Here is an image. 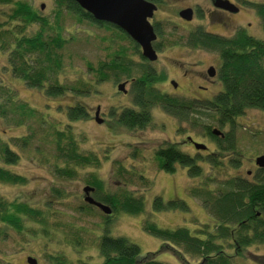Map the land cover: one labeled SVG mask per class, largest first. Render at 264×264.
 <instances>
[{
	"label": "rangeland",
	"instance_id": "374dc122",
	"mask_svg": "<svg viewBox=\"0 0 264 264\" xmlns=\"http://www.w3.org/2000/svg\"><path fill=\"white\" fill-rule=\"evenodd\" d=\"M19 1L27 2L50 26L42 31L41 24L34 22L18 33L23 22L16 20L8 27L18 37L21 34L34 35L38 31L45 38L56 35L62 37L65 41L63 46L60 49L55 48L62 61L58 73L59 82L67 86L74 81L86 82L90 91L46 96L41 88L30 87L21 79L12 76L7 63V51L0 52V86H3L2 89H11L18 101L26 102L40 111L43 117H47L49 124H54L56 128L64 129L70 123L78 150L82 153H94L97 163L76 166L75 174L71 177L60 176L55 171V163L59 167L64 166V163L54 158L51 132L47 123L39 124L38 120L30 118L25 121L26 126H17L11 119L0 118V140L8 142L9 145L15 137L28 133L36 135L29 146L22 148L11 145L13 150L20 152L15 163L5 164L0 158V168L14 176L22 175L25 180L15 183L0 177V197L10 202H25L41 211L39 218L35 215L22 216V224L18 229L0 222V264H28L27 256L36 259L37 264H53L50 256L57 254L63 255L70 264L99 262L97 242L105 229L111 236H124L137 244L142 256L151 253L158 261L169 264H194V259L189 255L185 254V259L180 254L185 259L182 261L173 248L169 245L162 246L163 241L146 231L143 223L150 220L156 227L166 229L183 226L192 233L197 227L208 224L212 231L215 220L198 199L188 195L187 188L210 178L208 187L215 190L216 184L226 178L235 175L246 178L254 176L258 170L254 159L264 154V110L248 108L235 118V148L221 154L216 152L218 140L213 138L216 135L210 130L219 128L227 133L229 126L220 127L210 118L201 117V123L192 120L189 123L178 122L160 105L155 104L150 112L152 121L145 128L128 129L117 126L115 132H112L106 124L99 125L92 117L69 122L65 110L68 105L76 102L91 114L97 105L102 112L112 110L111 105H115L117 111L122 109L118 107L119 104L133 107V84L125 86L128 92L123 95L116 92L115 81L143 76L147 67L158 77L152 84L158 91L174 97L183 95L198 101L211 99L223 88L218 76L209 91L204 92L194 87L195 81L208 86L200 79L203 73H186L184 77L178 72V67L182 65L199 71L203 65H220V57L216 52L188 46L185 37L197 27L229 36L240 24L249 35L264 40L258 15L253 9L243 6L241 0H229L239 6L237 14L213 12L208 0H159L156 11L149 19L159 29L154 42L158 47L157 60L148 62L141 57L135 42L123 31L73 15L58 4V0ZM187 6H197L199 9L191 22H185L178 15L179 10ZM11 9V5L0 4V22L8 20ZM114 58L128 63V69L104 68ZM100 73H104V80H98ZM165 79L176 80L177 89L164 82ZM0 100H3L1 96ZM206 124L210 126L208 131ZM185 135L206 144L211 151L206 154L191 147V156L199 158L196 163L202 167V176L199 178H189L186 167L180 164L175 165L172 173L157 169L155 150L164 141L181 144ZM178 146L184 153H190V148L186 145ZM212 153L222 159L221 165L206 161L207 155ZM237 158V167L228 164L227 161ZM117 167L125 169L118 172ZM92 175L98 179L95 181L100 183L99 189L95 184L88 183L93 178ZM89 184L95 187L96 190L91 196L97 200H102V195L107 193L115 196L128 194L141 199L143 212L132 215L116 204L110 216L104 214L97 207H91L83 201V187ZM156 196H160L164 203L170 200L184 201L187 209L155 210L153 200ZM224 249L231 251L226 246ZM260 257H264V246L253 245L242 256L236 257L235 262L264 264V258L258 260Z\"/></svg>",
	"mask_w": 264,
	"mask_h": 264
},
{
	"label": "trees",
	"instance_id": "16d2710c",
	"mask_svg": "<svg viewBox=\"0 0 264 264\" xmlns=\"http://www.w3.org/2000/svg\"><path fill=\"white\" fill-rule=\"evenodd\" d=\"M150 1L159 2V0ZM58 2L73 15L96 22L74 1L58 0ZM0 4L12 6L8 20L0 22V52L7 51V63L12 76L21 79L30 87L41 88L46 96L55 97L68 92L79 94L90 91L86 82L74 81L68 86L59 82L58 73L62 61L55 48L60 49L63 46L65 41L62 37L56 35L45 38L39 31L34 35L21 34L18 37L8 27L11 22L21 20L23 23L18 32L21 33L27 25L39 22L43 31L50 26L44 17L33 10L27 2L0 0ZM241 4L256 12L264 31V2L241 0ZM153 27L156 33H159L156 25ZM11 38L14 40L10 41ZM185 40L188 46L207 49L219 55L221 60L219 80L222 83V90L206 101L170 96L153 87L154 79L158 77L150 67H147L144 69V75L135 78L133 82L132 102L137 110H124L120 113L119 122L128 128H143L151 121V107L158 104L178 122L189 123L192 120L201 123V117H204L215 121L220 127L229 126V131L223 138L218 136L213 138L218 140L219 150L216 151L218 154L233 151L235 118L242 115L248 108L264 110V40L249 35L243 27L229 36L211 33L202 27H197L187 34ZM120 58L112 59L104 65V68L128 69V63H124ZM104 79V73H100L98 80ZM2 87L0 86V96L10 106L8 107L3 100H0L2 101L0 102V118L11 119L17 126H26L25 121L30 118L38 120L39 124H48L54 158L64 163V166L60 167L55 163V171L58 175L71 177L75 174L76 166L97 163V156L94 153H82L78 150L70 123H67L64 129L56 128L54 124H49L47 117H43L40 111L26 102L18 101L11 89H2ZM65 115L69 122L88 118L87 109L78 102L68 105ZM206 126L208 131L210 126L207 124ZM30 134L13 138L11 145L22 148L29 146L33 137H36ZM11 145L0 140V158L5 164L15 163L20 155V152L13 150ZM155 156L158 164L166 172H174L175 165L180 164L186 167L189 178L202 176V167L196 163L199 158L189 157L188 154L170 144H163ZM206 161L214 165L222 164V159L217 158L214 153L207 155ZM227 162L237 167L239 158L230 159ZM119 170L121 171V168L118 167L117 171ZM0 177L15 183L25 181L22 175H11L9 171L2 168H0ZM92 177L88 183L95 184V187L99 189L100 183L95 181L98 179L93 175ZM210 182L211 179L207 178L200 181L199 185H189L187 192L189 196L198 199L215 220L212 231L208 224L197 227L192 233L183 226L174 229L156 227L150 220L144 221L143 228L162 240V246L169 245L173 248L181 260L186 254L194 259V264H238L235 258L242 256L248 247L264 246V169H258L252 178L239 175L226 178L216 184L215 190L208 187ZM102 196L103 198L100 197L102 200H98L110 204L113 210L117 204L121 210L132 215L143 212V201L139 198L128 194L115 196L107 193ZM176 208L187 209L184 201L170 200L164 203L160 196H156L153 200L155 210ZM34 215L41 217V211L30 207L25 202H10L0 197V222L5 226L18 229L22 224V216ZM97 246L100 261L91 264H169L158 261L151 253L142 256L137 244L124 236H111L107 233V229L99 235ZM225 246L231 251H226ZM261 258L264 257L258 260ZM50 260L53 264H70L63 255L59 254L50 256Z\"/></svg>",
	"mask_w": 264,
	"mask_h": 264
},
{
	"label": "water",
	"instance_id": "95a60500",
	"mask_svg": "<svg viewBox=\"0 0 264 264\" xmlns=\"http://www.w3.org/2000/svg\"><path fill=\"white\" fill-rule=\"evenodd\" d=\"M79 5L84 11L98 22L112 24L126 33L136 44L140 46L141 55L149 61L157 59V53L152 46L157 35L149 19L157 9L154 2L150 0H72ZM216 8L225 9L231 12L238 11V8L229 0H212ZM43 8V6H41ZM178 15L184 20H191L193 17L192 8H186L178 12ZM209 74L214 75V69L209 68ZM175 87L174 82H172ZM124 83L117 85L118 90L124 91ZM97 116V113H96ZM95 119L98 121V119ZM211 133L216 136H224L219 128H212ZM192 141V140H191ZM196 149H206L203 143L192 141ZM255 165L259 169H264V154L255 157ZM249 173V172H248ZM94 190L93 187L86 185L83 187L84 201L97 207L106 215L112 213L109 205L96 200L89 194ZM28 264H37L36 259L27 257Z\"/></svg>",
	"mask_w": 264,
	"mask_h": 264
},
{
	"label": "flooded vegetation",
	"instance_id": "af4514ba",
	"mask_svg": "<svg viewBox=\"0 0 264 264\" xmlns=\"http://www.w3.org/2000/svg\"><path fill=\"white\" fill-rule=\"evenodd\" d=\"M209 2H210V4L212 5V11L213 12H220V13H222V14H237L238 12H239V10H240V8H239V6L237 5V4H235V2L233 3V2H231V3H233L237 8H239L238 9V11H236V12H231V11H228V10H225V9H221V8H216V7H214L213 6V4H212V0H208ZM155 3V2H154ZM156 4V6L158 7V4L157 3H155ZM186 8H192V10H193V17H192V19L191 20H189V21H187V20H184L185 22H191L192 20H193V18H194V15H195V13H197V12H199V9L197 8V6H187V7H184V8H182L181 10H183V9H186ZM181 10H179V11H181ZM180 17V16H179ZM221 17H223V16H221ZM181 18V17H180ZM219 18V17H218ZM182 19V18H181ZM97 23H101V24H105V25H107V26H110V27H113V28H116V29H118L119 31H121L122 32V30L121 29H119V28H117L116 26H114V25H112V24H108V23H105V22H98V21H96ZM240 27H242V25H238L237 27H236V29L235 30H237L238 28H240ZM154 28V27H153ZM235 30L233 31V32H235ZM154 31H155V29H154ZM155 33H156V31H155ZM211 33H213V32H211ZM126 34V33H125ZM127 35V34H126ZM156 35H157V33H156ZM156 41V40H155ZM155 41H153L152 42V46H153V48L155 49V51H156V53H158V47L155 45ZM136 44V43H135ZM137 46V49H138V51H139V53H140V55H141V50H140V46L138 45V44H136ZM141 57H143L142 55H141ZM143 59L144 60H146V61H148V62H154V61H149V60H147L146 58H144L143 57ZM157 60V59H156ZM155 60V61H156ZM220 62H221V60H220ZM221 64V63H220ZM213 68L214 69V75H210L209 74V68ZM219 70H220V65H217V64H215V65H213V64H208V65H203V67L201 68V70H199V71H197V70H194V69H188V68H186V66L184 67V66H182V65H180L179 67H178V72L179 73H182V75L181 76H186V73H203V76H201L200 77V79H201V81L202 82H204V83H206L208 86H206V85H204L203 83H201V82H198V81H195V83H194V87H195V89H199V90H201V91H204V92H206V91H209V87H212L213 86V84L215 83V81H216V77L218 76V78H219ZM134 80H135V78H133V77H130V78H125V79H122V80H118V81H115V83H116V92H119V93H122L123 95H126L127 94V90L125 89V86L126 85H130V84H133V82H134ZM164 82H168V84H170L174 89H177V87H178V82L176 81V80H173V79H165L164 80ZM172 82H174V84H175V87L173 86V84H172ZM119 83H124V91H120V90H118L117 89V85L119 84ZM133 87V86H132ZM167 94V93H166ZM169 95V94H168ZM191 96H193V95H191ZM181 97H186V96H181ZM194 97H196V96H194ZM188 98H190V97H188ZM198 98V97H197ZM191 99H194V98H191ZM194 100H197L198 101V99H194ZM200 101V100H199ZM133 103V102H132ZM112 107V110L111 109H109V111L108 112H102L101 110H100V106L99 105H97L96 106V108H95V110H94V112H93V114H91V112L89 111V110H87V115H88V117H92V120L93 121H95L97 124H99V125H105L106 124V126H108V128H109V130L110 131H112V132H115V130H116V128H117V126H121V127H126V126H124L123 124H121L120 122H119V116H120V113L121 112H123L124 110H127V109H136L137 107L136 106H134V104H133V107H124L123 105H121V104H119L118 105V107H121L122 109L121 110H119V111H117V110H115V108H116V106L115 105H111ZM114 106V107H113ZM137 110V109H136ZM150 112H151V110H150ZM96 113H97V116H96ZM95 116H96V118L98 119V121L95 119ZM172 116V115H171ZM175 118V117H174ZM151 121H152V118H151ZM150 121V122H151ZM148 125V124H147ZM146 125V126H147ZM145 126V127H146ZM145 127H143V128H145ZM126 128H128V127H126ZM125 128V129H126ZM135 129H143V128H138V127H134ZM128 129H133V128H128ZM224 133V132H223ZM225 134V133H224ZM218 137H220V138H223V137H221V136H218ZM195 141V142H198V141H196L195 139H193L190 135H185L184 136V139L181 141V144L182 145H186L188 148H190V153H188V155H189V157H191V147H194L193 146V144H192V141ZM198 143H201V142H198ZM163 144H170V146H173V147H175V148H177V149H179V146H178V144L179 145H181L180 143H178L177 144V142L175 143L174 141H164L163 143H162V145H160L159 146V148L161 147V146H163ZM207 148L206 149H197V151L199 152V151H202V152H206V154H208V153H210L211 151H210V149H209V147L206 145V144H204ZM217 147H219L218 145H217ZM159 148L158 149H156L155 151L157 152L158 150H159ZM195 148V147H194ZM196 149V148H195ZM218 150H219V148H218ZM138 151V150H137ZM181 151V150H180ZM155 152V153H156ZM183 152V151H182ZM187 154V153H186ZM192 157H194V156H192ZM155 159H156V156H155ZM157 161V160H156ZM158 163V162H157ZM157 163H156V165H157ZM118 168V167H117ZM123 168L124 167H122L121 168V170H123ZM125 169V168H124ZM157 169L158 170H164V169H162L161 168V166L158 164L157 165ZM259 169V168H258ZM89 186H91V187H93L94 188V190L92 191V192H89V194L91 195L92 193H94L95 192V187L94 186H92V185H89ZM96 199V198H95ZM97 200V199H96ZM83 201H84V196H83ZM85 202V201H84ZM88 204V203H87ZM92 206V205H91ZM111 215V214H110ZM109 215V216H110ZM28 257V256H27ZM27 257H26V259H27Z\"/></svg>",
	"mask_w": 264,
	"mask_h": 264
}]
</instances>
